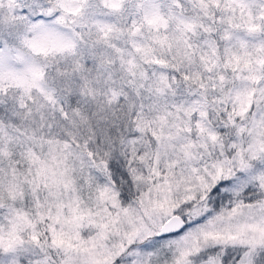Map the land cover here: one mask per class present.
<instances>
[{
    "label": "snow or ice",
    "instance_id": "6c2138e0",
    "mask_svg": "<svg viewBox=\"0 0 264 264\" xmlns=\"http://www.w3.org/2000/svg\"><path fill=\"white\" fill-rule=\"evenodd\" d=\"M0 264H264V0H0Z\"/></svg>",
    "mask_w": 264,
    "mask_h": 264
}]
</instances>
